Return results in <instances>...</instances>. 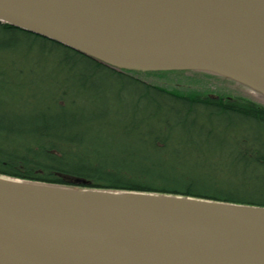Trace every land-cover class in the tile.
I'll use <instances>...</instances> for the list:
<instances>
[{
    "label": "water",
    "instance_id": "obj_1",
    "mask_svg": "<svg viewBox=\"0 0 264 264\" xmlns=\"http://www.w3.org/2000/svg\"><path fill=\"white\" fill-rule=\"evenodd\" d=\"M0 24L132 71L264 98V0H0ZM0 264H264V207L0 177Z\"/></svg>",
    "mask_w": 264,
    "mask_h": 264
},
{
    "label": "trees",
    "instance_id": "obj_2",
    "mask_svg": "<svg viewBox=\"0 0 264 264\" xmlns=\"http://www.w3.org/2000/svg\"><path fill=\"white\" fill-rule=\"evenodd\" d=\"M0 38L1 178L264 207V103L240 85L203 72L113 68L7 24ZM37 82L48 85L36 93ZM111 99L120 119L109 118ZM85 101L99 104L90 113ZM100 129L137 150L125 162L83 160L84 136ZM202 147L221 155L226 165L215 172L233 171L237 185L193 174Z\"/></svg>",
    "mask_w": 264,
    "mask_h": 264
},
{
    "label": "rangeland",
    "instance_id": "obj_3",
    "mask_svg": "<svg viewBox=\"0 0 264 264\" xmlns=\"http://www.w3.org/2000/svg\"><path fill=\"white\" fill-rule=\"evenodd\" d=\"M2 38H0L1 41ZM217 84V83H215ZM37 85V91L36 93H40L41 92V87L47 86L45 84L36 83ZM202 85H199L198 90H196L195 88H192L193 90L195 89L196 91H200V92H204V88H202ZM243 87V86H242ZM220 86H216L214 91H220ZM243 91H247L253 98L260 100L262 103H264V98L261 97L260 94H258L257 92L247 88V87H243ZM218 94H224V92H222V90L220 92H217ZM215 94V93H213ZM38 95V94H37ZM99 103L95 102L93 104H90L88 102H83L81 103L82 108L84 107V109L89 110L91 113V110H93L92 112H94V109L92 107H94L95 105H97ZM105 105V103H103ZM108 108V115L110 119H120V111L117 109L116 105L113 103L112 99L107 103ZM98 112H102V110H97ZM85 111H83L84 113ZM89 114V112H88ZM8 121V122H7ZM13 124L12 120L10 117L5 116V124ZM92 130H90L88 133H86V135L84 136V141H83V145H82V150L79 154L80 158H82L85 161L88 162H102V163H106V162H111L112 160H115L117 162H125V157L129 155V153L137 150V147L135 146V144L129 140H125L124 137L119 134H112V132L108 131V130H104V129H100L98 131H93L91 133ZM203 148H207V147H202L201 148V152H198L199 156H196V160L199 161L196 164L190 163L188 165H192V167L195 168V171L193 172V174H195L198 179L201 180H205L206 182L208 180H216L219 183L224 184V182L229 178L230 180V184L227 186H233V185H237V183H235L234 179L231 178V175H234L233 171H228V173L226 174V171H223L224 174L227 176L226 178H220L219 174H217L215 171L217 168L220 167H224V165H226L225 162H223V159L220 157L221 155H219L218 153L214 154L212 151L209 150H202ZM210 150H212L211 148H208ZM203 160H207L202 162ZM227 166H231L230 164H227ZM219 185V184H218ZM200 187H197V190H199ZM232 195L238 196L239 192H232ZM241 197L244 196H248L245 194H241ZM196 199V198H195Z\"/></svg>",
    "mask_w": 264,
    "mask_h": 264
}]
</instances>
